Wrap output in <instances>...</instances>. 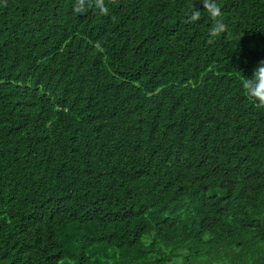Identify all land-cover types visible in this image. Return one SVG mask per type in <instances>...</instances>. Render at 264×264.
Here are the masks:
<instances>
[{"label":"trees","instance_id":"16d2710c","mask_svg":"<svg viewBox=\"0 0 264 264\" xmlns=\"http://www.w3.org/2000/svg\"><path fill=\"white\" fill-rule=\"evenodd\" d=\"M79 2L0 0V264H264V0Z\"/></svg>","mask_w":264,"mask_h":264},{"label":"clouds","instance_id":"9594fccd","mask_svg":"<svg viewBox=\"0 0 264 264\" xmlns=\"http://www.w3.org/2000/svg\"><path fill=\"white\" fill-rule=\"evenodd\" d=\"M203 5V11L212 21L211 27L208 31L210 42L220 37L226 30L227 25L224 22V13L219 0H199ZM94 7L98 10L100 15L108 13V8L105 6L104 0H89L86 4L81 0L77 3L74 11L83 13L88 8ZM202 11L195 7V4L190 6L188 13V22L196 23L201 19ZM241 87L246 94L247 98L257 107L264 108V62L258 64L252 73V77L245 78L240 76Z\"/></svg>","mask_w":264,"mask_h":264},{"label":"rangeland","instance_id":"374dc122","mask_svg":"<svg viewBox=\"0 0 264 264\" xmlns=\"http://www.w3.org/2000/svg\"><path fill=\"white\" fill-rule=\"evenodd\" d=\"M177 264H179V263H177Z\"/></svg>","mask_w":264,"mask_h":264}]
</instances>
